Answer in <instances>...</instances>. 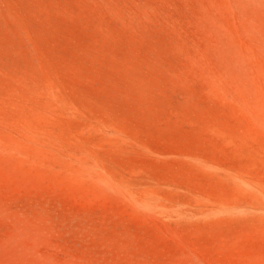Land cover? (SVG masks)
Listing matches in <instances>:
<instances>
[{
  "label": "rangeland",
  "instance_id": "rangeland-1",
  "mask_svg": "<svg viewBox=\"0 0 264 264\" xmlns=\"http://www.w3.org/2000/svg\"><path fill=\"white\" fill-rule=\"evenodd\" d=\"M0 264H264V0H0Z\"/></svg>",
  "mask_w": 264,
  "mask_h": 264
}]
</instances>
